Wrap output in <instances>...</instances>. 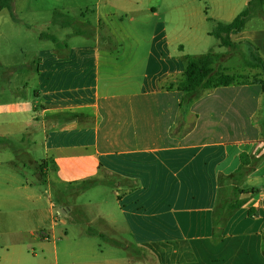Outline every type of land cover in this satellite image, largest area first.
Here are the masks:
<instances>
[{"label":"crops","instance_id":"crops-1","mask_svg":"<svg viewBox=\"0 0 264 264\" xmlns=\"http://www.w3.org/2000/svg\"><path fill=\"white\" fill-rule=\"evenodd\" d=\"M52 7L53 21L40 27L31 58L0 61V264H264L262 85L218 86L196 97L179 91L185 56L210 53L214 66L220 53L189 52L190 37L198 49L212 31L161 19L153 4L62 0ZM74 9L76 18L63 13ZM225 14L213 18L215 27L237 16ZM247 19L230 41L252 45L264 69V29L248 28ZM218 48H225L219 40ZM241 154L254 165L238 181ZM44 161L43 182L37 167ZM29 167L60 214L40 211L48 230L26 228L13 240L12 211L1 210L13 194L28 197ZM218 179L235 182L242 205L214 241ZM80 184L87 185L81 193L108 188L113 209H63L52 187ZM94 238L102 244L88 242Z\"/></svg>","mask_w":264,"mask_h":264},{"label":"rangeland","instance_id":"rangeland-1","mask_svg":"<svg viewBox=\"0 0 264 264\" xmlns=\"http://www.w3.org/2000/svg\"><path fill=\"white\" fill-rule=\"evenodd\" d=\"M67 1L74 2V0ZM248 1L250 0H131V2L138 5L153 4L157 6L159 8L160 18L164 20L166 18L176 21L182 20L183 22L199 26L200 23H203V32L212 31L214 29L218 22L214 19L220 18L221 20H225L227 18L225 12L228 10L236 12L238 15L247 7L246 3ZM61 2L62 0H13L10 10H1L0 61L2 63L13 64L18 63V60L28 59V57L31 58L36 49L31 47L34 45L37 36L41 33L40 27L44 23H52L54 18L52 5L54 7L57 5L60 6ZM251 4V15L247 19L249 20L248 28H252V30L256 28L264 29V16L257 15L259 11L264 13V7L259 9L256 0H252ZM36 5H42V7L34 8ZM77 11V9H74L67 14L64 10L63 13L65 16L76 18L79 15ZM199 28L201 29V26ZM202 31L194 29L190 33L200 35ZM189 41H191V37ZM189 41L186 43L189 44L186 45L189 52H202V48H205V50L210 49L220 53V56L217 57V64L213 66L215 72L219 74L234 75L239 81L240 79L241 81L257 79L264 83V69L261 68L260 60L252 45L243 43L238 44L235 47L233 46L231 49L224 48L220 50L218 48V40L212 36L207 38L201 48L195 47L198 49H194L195 45H191ZM20 50L24 52L25 57L21 55ZM36 155L37 154H33L35 160L37 158ZM34 174L35 169L29 167L26 176L30 184V188L27 190L28 197L13 194V201L5 203L1 210L12 211V218L7 225H10L12 228L11 232L13 240H15L21 232H24L26 228L31 230L40 226V228L46 231L48 230L49 220L43 219L44 217L42 216L41 221H39L40 211H53L55 216L58 215L57 211H60L57 207L54 209L49 208L48 194L45 192L46 187H44V185L40 186L39 183L32 182ZM234 184L235 182L222 183V191L225 198L231 196ZM63 187L62 190L58 187H52V189L57 193V199L58 201L60 200V205L62 207L69 206L72 208V211H80V206H85V208L81 209L99 214L104 211H110L115 204L114 193L108 188L100 186L93 187V189L81 193V190L87 187L86 184ZM24 193H26V191ZM5 195L11 196L8 190H6ZM37 195L41 196L40 201L34 199ZM74 206L77 207V210H75ZM74 216H76V214H74ZM25 218H27V221H25ZM18 226L26 227L18 232ZM90 226L91 229L97 231L103 230L101 229V225L97 223H93ZM88 242L91 244H102V241L99 238L90 239ZM123 245L126 246L128 254L130 253L132 255V252H135L134 247L128 242L124 241ZM142 251L149 257H152V252L148 249L141 250L140 253H142ZM29 252L35 253L37 258L40 259L41 253L39 248L33 247L29 249ZM159 259L164 260L162 257Z\"/></svg>","mask_w":264,"mask_h":264},{"label":"trees","instance_id":"trees-1","mask_svg":"<svg viewBox=\"0 0 264 264\" xmlns=\"http://www.w3.org/2000/svg\"><path fill=\"white\" fill-rule=\"evenodd\" d=\"M259 9L264 6V0H256ZM12 0H0V10L10 9ZM251 2L250 0L247 7L240 12L232 22L228 24H218L211 32V35L220 41V44L225 48H231L233 44L230 41V35L241 32L244 28L245 20L251 15ZM259 16H264L262 11L257 13ZM55 42L54 39H52ZM186 61L185 71L179 82L175 84L179 91L189 93L193 96H198L203 90H208L218 86H228L231 84H259L264 88V83L260 80L252 79L251 81H240L234 75L219 74L213 69L214 57L209 53L200 59H194L188 56L184 57ZM250 158L245 155H240V166L235 174L236 180H242L248 176L253 168V164ZM45 161L38 165V171L40 179L43 181V172L45 169ZM44 182V181H43ZM218 193L214 209L211 214L212 220V239L214 241L222 238L223 230L229 220V218L238 210L242 202L238 200V195L242 193V190L236 186L232 188L231 196L225 198L222 191L221 179H218ZM59 203V202H58ZM62 207V206H61ZM68 207V206H67ZM66 210V207H62ZM264 253V250H262Z\"/></svg>","mask_w":264,"mask_h":264},{"label":"built area","instance_id":"built-area-1","mask_svg":"<svg viewBox=\"0 0 264 264\" xmlns=\"http://www.w3.org/2000/svg\"><path fill=\"white\" fill-rule=\"evenodd\" d=\"M58 215L60 214V212L57 213Z\"/></svg>","mask_w":264,"mask_h":264}]
</instances>
